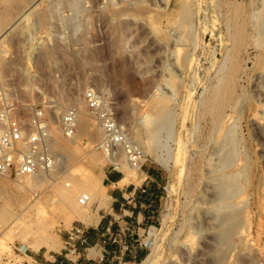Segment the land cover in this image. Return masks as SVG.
Instances as JSON below:
<instances>
[{
    "label": "rangeland",
    "instance_id": "obj_1",
    "mask_svg": "<svg viewBox=\"0 0 264 264\" xmlns=\"http://www.w3.org/2000/svg\"><path fill=\"white\" fill-rule=\"evenodd\" d=\"M9 1L0 7L15 23L0 45V106L26 126L33 106L41 107L49 135L54 138L56 126L58 142L68 149V166L64 177L58 173L63 178L40 174L48 179L25 190L27 204L12 198L11 218L20 220L1 236L0 264H6L3 257L30 264L33 256L58 251L72 223L88 224L107 204L109 183L102 177L111 165L96 147L101 129L87 113L89 89L143 151L140 169H119L124 182H135L147 164L164 174L155 223L139 232L144 256L130 264L148 254L152 264H240L245 254V264H264V0H41L20 21L23 3ZM220 62L225 67L215 92ZM55 104L62 112L75 107L86 125L75 130L79 149L62 132ZM146 113L144 127L136 122ZM19 181L0 178L3 199L17 193ZM81 192L91 197L84 208L77 203ZM219 195L224 206L217 213ZM243 221L249 232L244 243L234 231ZM39 240L54 246L27 247Z\"/></svg>",
    "mask_w": 264,
    "mask_h": 264
},
{
    "label": "built area",
    "instance_id": "obj_2",
    "mask_svg": "<svg viewBox=\"0 0 264 264\" xmlns=\"http://www.w3.org/2000/svg\"><path fill=\"white\" fill-rule=\"evenodd\" d=\"M85 98L88 115L97 119L101 129V136L96 147L104 154L112 156L121 151L131 168L140 169L145 161L140 146L129 140L125 128L115 120L105 101L96 91L87 90ZM59 123L66 136L74 135L77 127L76 108L73 106L66 108L60 115ZM48 137V122L42 108L38 105H34L31 109L27 126L14 116L7 106H0V178L21 179L52 171L54 157L47 146ZM109 163L113 169L119 170L115 162L109 160ZM90 200L88 192H81L77 196V203L81 207L89 206ZM1 203L2 195L0 194V206ZM86 229V225L82 222L72 223L62 238L61 248L48 253L52 259L42 263L31 257L30 264H65V260L69 261V264H78L80 250L92 248L88 243ZM103 232L102 242L109 241L117 246L116 264H121V256L130 247V242L127 241L128 232L132 231L122 226H118L113 231L111 226H106ZM13 251L16 255L26 256L25 249L14 247ZM2 260L6 264H14L12 258L3 257ZM90 260L92 264H102L103 257L98 256Z\"/></svg>",
    "mask_w": 264,
    "mask_h": 264
},
{
    "label": "crops",
    "instance_id": "obj_3",
    "mask_svg": "<svg viewBox=\"0 0 264 264\" xmlns=\"http://www.w3.org/2000/svg\"><path fill=\"white\" fill-rule=\"evenodd\" d=\"M123 176L124 174L120 170H115L112 167L103 170L102 179L109 183L108 202L97 209L95 207L96 211L89 223H84L87 228L88 243L92 248L80 250L78 264H92L90 258L98 256L103 257L102 264H116L117 246L109 241L102 242L106 226H111L113 231L118 226L132 231L128 232L127 241L130 242V247L121 256V264H130L144 256L145 243L140 239L139 232L140 229H144L142 226H153L155 223L164 174L158 167L147 164L141 170L140 178L135 182H123L121 181ZM137 227L138 232H136ZM33 259L46 263L52 258L43 253L33 256ZM64 262L69 264L67 260Z\"/></svg>",
    "mask_w": 264,
    "mask_h": 264
},
{
    "label": "bare ground",
    "instance_id": "obj_4",
    "mask_svg": "<svg viewBox=\"0 0 264 264\" xmlns=\"http://www.w3.org/2000/svg\"><path fill=\"white\" fill-rule=\"evenodd\" d=\"M6 1L7 0H0V7H2V6H6L7 4H6ZM11 1V0H10ZM9 1V2H10ZM15 1H17L18 2V4L19 3H23V5L21 4H19L20 6H23L22 7V9L19 11V13H18V15H17V18H16V20H21V19H23L28 13H30L31 11H32V9L33 8H35L36 6H37V4L41 1V0H20L21 2H19V0H15ZM155 6H153V8H154ZM34 10V9H33ZM15 20V19H14ZM13 20V21H14ZM14 26H15V23H10V21L8 20V15H4L3 14V12H2V9L0 10V45L3 43V40H4V36L7 34V33H9L11 30H13L14 29ZM53 43V42H52ZM54 44V43H53ZM118 45V44H117ZM116 45V46H117ZM229 52V51H228ZM228 57V56H227ZM0 58H1V56H0ZM222 60V59H221ZM224 61V60H223ZM192 62V61H191ZM0 63H1V61H0ZM220 64H221V62H220ZM224 62H223V64H221V66L219 67V69L217 68V72H216V78H215V88H214V91L216 92V91H218V89L220 88V86H221V76H222V74L221 73H223V69H224ZM75 100H76V104H80L81 105V103H82V101H80V100H82L81 98L79 99V98H74ZM74 100V101H75ZM237 101H238V98H236V100L234 99L233 100V102L231 103V106H230V109L231 110H234V108H235V104L237 103ZM60 103V102H59ZM51 106H54L53 108V111L56 113V114H61L62 113V106L60 105V104H55V105H51ZM55 114V115H56ZM78 115V114H77ZM147 120H148V114L146 113V114H142L140 117H139V119H138V121L136 122V123H138V124H140L141 126H144L145 127V125H146V122H147ZM121 123V125H124L122 122H120ZM133 123H135V120H134V122ZM54 125V124H53ZM85 124H84V122L83 121H80V117H79V115L77 116V127H78V129H80V130H82V132L85 130ZM143 127V128H144ZM52 130H53V132H54V138L53 137H51V134L49 135V137H48V139H47V146H48V149H49V151L51 152H53L54 153V168H53V170L52 171H50V172H47L48 173V177L50 176L49 174H52V176H50V178L51 177H53L54 176V174H57L58 175V173H62L63 171H64V173H65V175H66V172H65V170H63L64 169V165H65V163H66V159H65V156H66V154H68L67 153V151H68V149L66 148H64V146H62L61 145V143H59L58 142V140L57 139H59L58 137H57V131H58V128H56V126H54V127H52ZM81 133V132H80ZM51 137V138H50ZM78 138V137H77ZM61 139V138H60ZM67 140V139H66ZM61 142H64L63 140L61 141ZM68 142H70L71 144H73V146H76V149H79L80 148V146H79V142L76 140V136H75V134L74 135H72V137H71V139H70V141H68ZM67 141H66V143H68ZM148 142H149V139H148ZM63 145H64V143H63ZM66 145V144H65ZM68 145V144H67ZM70 145V144H69ZM264 145V144H263ZM262 145V146H263ZM73 146H72V148H73ZM77 146H79V148L77 147ZM67 147V146H66ZM69 148V147H68ZM71 148V149H72ZM72 150H75V149H72ZM71 151V150H70ZM72 152V151H71ZM121 152V151H120ZM120 152H118V153H116L114 156H112L111 154H106V157H107V159L108 160H110V161H112V162H115V164H117V166H118V168L119 169H123V167L124 166H127V168H128V171L130 170V171H132L133 170V168H131L130 166H129V164L127 163V161H125V163H123V162H120V160L118 159V155L120 154V155H122ZM123 153V152H122ZM264 152H262V154H263ZM176 155V154H175ZM264 155V154H263ZM121 157V156H120ZM122 157H124V155L122 156ZM160 160V162L163 164V165H166L167 164V162H166V159L165 158H163V159H159ZM219 165V164H218ZM66 166H68V165H65V167ZM75 167V166H74ZM222 167L223 168H225L224 166H218V168H221L222 169ZM228 167H229V165H228ZM68 168V167H67ZM72 169H74V168H72ZM70 170H71V167H70ZM76 170V168L74 169V171ZM220 170V169H219ZM229 170V169H228ZM68 171H69V169H68ZM67 171V172H68ZM73 172V171H72ZM226 173H227V171H226ZM230 173V172H229ZM228 173V174H229ZM40 174H42V173H39V174H37V175H33V176H26V177H24V178H21L20 179V181L18 182V190H17V193H8V194H6V196H4V199L2 198V207H0V222H1V231H0V247H2L3 248V250H4V248L6 247V246H4L5 244H4V241H2L3 239L1 238V236H4V234H3V232H9L10 231V229H11V227H12V225L16 222V220L18 219V217L17 216H15L14 217V219H12L11 218V212H10V205H11V203H12V198H17L18 199V201L20 202V205H24L25 203H26V200H25V198H24V194H25V190L29 187V188H32V187H34V186H37V187H39L40 185H41V183L43 182V180H47L48 179V177H46V179H45V175H42V176H40ZM63 174V173H62ZM61 174V175H62ZM223 175V174H222ZM224 175H226L228 178H227V180L231 177L230 175H232V173H230V175H227V174H224ZM223 175V176H224ZM68 176V175H67ZM67 176H65V177H67ZM57 177H59V175L57 176ZM63 177H64V174H63ZM63 177H59V178H63ZM226 178V177H225ZM55 179H57V178H55ZM127 179V178H126ZM217 179H219L218 177H217ZM231 179V178H230ZM228 180V183H230V181L232 182V179L231 180ZM70 181H73V180H70ZM70 181H68L67 182V184L66 185H68V186H71V187H77L78 188V183H69ZM80 181H83V180H80ZM121 181H125V178H124V176H123V178H122V180ZM3 183V182H2ZM83 183V182H82ZM224 183H226V182H224ZM233 183V182H232ZM81 185V184H80ZM94 185V184H93ZM233 185V184H232ZM67 186V187H68ZM224 186V185H223ZM222 186V187H223ZM4 187H6L5 186V184H1L0 183V194H1V190H2V188H4ZM83 186L81 185L80 186V188H82ZM90 187V186H89ZM229 187H231V186H229ZM232 189V191L234 192L235 190L233 189V187H231ZM75 189V188H74ZM222 189H225V188H222ZM76 191V190H75ZM78 191V190H77ZM229 191V190H228ZM102 192V191H101ZM231 192V191H230ZM232 192V193H233ZM236 192V191H235ZM2 195V194H1ZM97 195V194H96ZM104 195V193H102V196ZM229 196H230V194H228ZM232 195V194H231ZM233 195L235 196L236 194H234L233 193ZM101 196V195H100ZM170 196V195H169ZM234 196H232V197H234ZM228 197V196H227ZM231 197V198H232ZM171 198V197H170ZM210 198V197H209ZM223 198V196H218L215 200H213L216 204H217V208H216V212L217 213H219V209L221 208V206H224V205H221L220 204V202H221V199ZM230 198V199H231ZM169 200V199H168ZM212 200H209V202H213ZM37 202V201H36ZM169 203H171L170 202V200L168 201ZM72 203V202H71ZM70 203V205L72 206V210L74 211V209H75V204L74 203H72L71 204ZM169 203H168V205H169ZM208 203V202H207ZM27 204V203H26ZM207 205V204H206ZM75 206V207H74ZM171 206V205H170ZM227 206H229V205H225V207H227ZM81 208V207H80ZM84 208V207H83ZM82 208V209H83ZM169 208V207H168ZM222 208H224V207H222ZM81 209V210H82ZM172 209V208H171ZM76 210H78V208L77 209H75V211ZM75 211H74V213H75ZM78 211H80V210H78ZM81 213V212H80ZM84 213V212H83ZM39 214H40V216L41 217H43L44 216V213H41V212H39ZM76 215H78V217H79V212H78V214H77V212L75 213ZM74 214V215H75ZM86 214V213H85ZM165 214V213H164ZM166 214H168V213H166ZM81 215H82V213H81ZM80 215V216H81ZM164 216V215H163ZM13 217V216H12ZM77 217V216H76ZM89 218V217H88ZM208 218V217H207ZM246 218V217H245ZM244 218V219H245ZM248 218V217H247ZM87 219V218H86ZM162 219H164L163 217H162ZM209 219V218H208ZM243 219V218H242ZM243 219V220H244ZM11 220H14L13 222L11 221ZM18 220H20V219H18ZM211 220V219H210ZM247 220V219H246ZM83 221V220H82ZM164 221H165V219H164ZM10 222L11 223H13L12 225H10ZM86 222V221H85ZM7 223V225L9 224L10 226H8V228L7 227H5V226H3L4 224H6ZM20 223H21V221H20ZM84 223V222H83ZM42 224V222H38V225L40 226ZM221 224V223H220ZM6 225V226H7ZM212 225V226H211ZM211 228H213V227H216V226H214L213 224H212V222H211ZM247 224H246V222H239L237 225H235V232L236 233H238L237 235H239L240 236V240L242 241L243 240V242L242 243H244V240H245V242H246V239L248 238L247 236L249 235V232H248V228H247V226H246ZM43 226H44V224H43ZM4 227V228H3ZM41 227V226H40ZM5 228H7V229H5ZM41 228H43V227H41ZM40 228V229H41ZM3 230H5V231H3ZM46 230V229H45ZM153 230V229H152ZM152 230H150L149 231V233H148V235L150 236V237H152V238H154V237H156L157 236V234L155 235V233L152 231ZM250 237V236H249ZM6 238H7V236H6ZM6 238H4V240L6 239ZM241 241H239V244H240V242ZM246 244V243H245ZM244 244V245H245ZM26 245V244H25ZM241 245V244H240ZM239 245V246H240ZM41 246H43V247H45V248H51V247H53L54 245L50 242V241H47V240H39V241H37V242H31V243H29L28 242V244H27V247L28 248H31V249H33V250H35V251H37V250H39L40 249V247ZM8 248V247H7ZM243 248V247H242ZM238 249V248H237ZM1 251V250H0ZM247 251V250H246ZM170 255H171V253H170ZM248 255H250V254H248ZM239 257V256H238ZM169 258H170V256H169ZM173 258V257H172ZM247 259H250V258H248V256H247V254H245L243 257H241V259H239L241 262H240V264H245L248 260ZM183 260V259H182ZM205 260V259H204ZM172 262V261H171ZM180 263H182V262H180ZM138 264H152V258H151V255L150 254H148L144 259H143V261L142 262H140V263H138ZM203 264V263H202Z\"/></svg>",
    "mask_w": 264,
    "mask_h": 264
}]
</instances>
